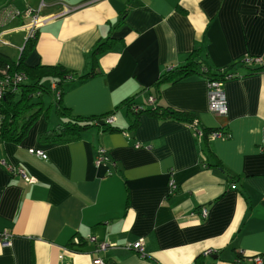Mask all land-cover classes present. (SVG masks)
Wrapping results in <instances>:
<instances>
[{
  "label": "crops",
  "instance_id": "crops-1",
  "mask_svg": "<svg viewBox=\"0 0 264 264\" xmlns=\"http://www.w3.org/2000/svg\"><path fill=\"white\" fill-rule=\"evenodd\" d=\"M7 1L0 10L44 3L45 19L62 3L73 8L89 0ZM31 25V16L9 21L0 52L19 58ZM34 38L27 65L60 64L75 75L63 86L62 104L74 116L111 113L116 119L107 123L117 129L102 122L75 141L43 139L61 123L54 80L46 82L52 92L42 96L40 116L23 138L0 140V162L33 179L0 164V231L10 233L9 243L0 240V264L264 259V69L242 63L248 56L264 60V0H94L40 23ZM195 49L211 69L231 68L223 81L225 112L211 111L203 75L157 85ZM157 95L199 124L134 115L125 102L152 108ZM202 129L225 134L203 137ZM99 148L109 161L97 163ZM139 240L144 254L131 246ZM101 243L108 247L99 249Z\"/></svg>",
  "mask_w": 264,
  "mask_h": 264
},
{
  "label": "trees",
  "instance_id": "trees-1",
  "mask_svg": "<svg viewBox=\"0 0 264 264\" xmlns=\"http://www.w3.org/2000/svg\"><path fill=\"white\" fill-rule=\"evenodd\" d=\"M34 37L28 38L19 58L13 59L0 52V78H4L6 74L12 75L14 72H23L28 77L27 82L20 84L15 90H8L5 96L0 98V140L18 142L23 138L26 131L41 113L42 101H37L36 96L42 97L44 94H51L52 92L51 86L46 83L49 79L54 80V90L58 93L55 103L61 123L57 128L45 132L42 135L43 139L60 143L75 141L79 139L83 130L98 125L99 122H103L101 128L115 131L117 128L107 123V117L111 113L101 116H74L71 110L62 104L60 96L64 93L63 86L75 77L64 66L60 64L29 66L26 64L25 60L35 45ZM102 48L103 45H100L98 49ZM242 63L245 64L244 61ZM230 69V67L217 70L211 69L198 49H195L188 56L186 64L168 70L161 76L157 85L163 82H176L193 74L203 75L209 81L225 80ZM257 69H264V65L257 67ZM91 75L93 74L91 73ZM158 95L155 102L152 103V108L136 104L132 99L125 102L129 107V111L134 115L146 111L162 119L180 120L194 126L199 124L194 115L158 103ZM202 132L203 137H207L208 133L211 132L225 134L220 129H204ZM71 246H75V243H72Z\"/></svg>",
  "mask_w": 264,
  "mask_h": 264
},
{
  "label": "built area",
  "instance_id": "built-area-1",
  "mask_svg": "<svg viewBox=\"0 0 264 264\" xmlns=\"http://www.w3.org/2000/svg\"><path fill=\"white\" fill-rule=\"evenodd\" d=\"M94 0H89L86 2L81 3L78 7L91 3ZM44 6V3L40 5V7L36 10L26 9L24 12L20 10H8V9H1L0 10V33L1 29H3L9 21H11L14 18L20 17V16H31L32 17V25L30 27V37H34L37 28L40 23L48 21L50 19H54L55 17L61 16L71 10L78 8L77 6H68L67 4L62 3L63 10L59 12L57 15H51L47 18L43 19L40 18V12L42 11V8ZM245 64H260L261 66L264 65V60L260 57H253L248 56L244 60ZM233 74L228 72L226 75V78L232 77ZM27 75L23 72H14L12 75L6 74L4 78H0V98L5 96L6 92L8 90H15L20 84L26 82ZM224 80H213L209 81V87H210V109L213 112L220 113L226 111V96L224 94L223 90V82ZM151 102H154V98L151 97ZM116 119V116L111 115L108 117L107 122L112 124L114 120ZM215 136L221 135V133L214 134ZM30 153L37 154L42 157H46L45 153L41 149H35L30 148ZM110 160V157L107 155V151L104 148H99L96 156L97 163L101 162H107ZM0 164L11 174H17L21 176L25 181L27 182H33L32 178H29L28 175L23 171L22 169H19L15 167L13 164L8 162L6 159L1 160ZM174 187V186H173ZM203 213L206 215L207 211L206 209H203ZM0 240L4 243H9L10 241V233L8 231H0ZM134 249H136L141 254H144L143 246H142V240L137 241L136 243L131 245ZM108 247V244L101 243L99 245V249H105ZM210 252V251H209ZM207 252V253H209ZM256 264H263L264 259L261 256H257L255 258ZM94 264H109L105 262L104 260L97 258L94 260Z\"/></svg>",
  "mask_w": 264,
  "mask_h": 264
},
{
  "label": "rangeland",
  "instance_id": "rangeland-1",
  "mask_svg": "<svg viewBox=\"0 0 264 264\" xmlns=\"http://www.w3.org/2000/svg\"><path fill=\"white\" fill-rule=\"evenodd\" d=\"M7 2H8L7 0H0V7L3 6L4 4H6ZM7 47L8 46H5L4 49L11 50L12 51L11 54H13L14 56L17 55L16 51L12 47H10V48H7ZM41 99H42V97L36 96L37 101H40Z\"/></svg>",
  "mask_w": 264,
  "mask_h": 264
},
{
  "label": "water",
  "instance_id": "water-1",
  "mask_svg": "<svg viewBox=\"0 0 264 264\" xmlns=\"http://www.w3.org/2000/svg\"><path fill=\"white\" fill-rule=\"evenodd\" d=\"M99 123H102V122H99Z\"/></svg>",
  "mask_w": 264,
  "mask_h": 264
}]
</instances>
